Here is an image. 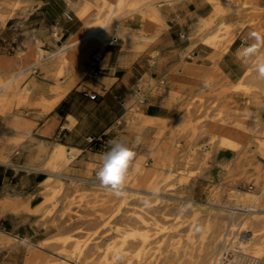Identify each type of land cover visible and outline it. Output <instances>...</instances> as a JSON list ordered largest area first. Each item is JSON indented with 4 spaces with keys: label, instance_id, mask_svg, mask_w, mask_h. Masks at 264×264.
Instances as JSON below:
<instances>
[{
    "label": "rangeland",
    "instance_id": "1",
    "mask_svg": "<svg viewBox=\"0 0 264 264\" xmlns=\"http://www.w3.org/2000/svg\"><path fill=\"white\" fill-rule=\"evenodd\" d=\"M107 1L88 18V26L96 29L112 22L105 34L107 43L124 32L137 40L124 41L127 45L145 40L152 29L161 31L163 9L198 2L189 40L200 61L194 63L193 52L187 54L184 78L175 88L183 92L165 91V83L159 87L161 100L178 105L180 113L159 122L148 120L143 126L138 121H146L144 113L135 100L126 103L127 114L109 132V141H121L135 154L123 196L96 187L98 183L74 179L95 178L109 141L107 148L89 144L94 158L88 162L79 157V150L73 159L53 161L51 152L59 142L52 149H40L47 160L41 169L51 172L50 184H41L42 203L35 207L36 224L45 234L30 244L44 238L53 243L44 253L26 241L11 239L10 246L0 249V264H264V211L250 215L237 209L254 200L256 208L264 209V76L259 72L264 50L253 61L246 59L254 54L250 44L264 43V0ZM0 4V10L2 6L9 9L0 28L29 6L27 0ZM236 10L238 17L231 15ZM143 27L148 28L144 37L134 35ZM84 28L83 22L82 32ZM219 44L228 45L221 56L214 53ZM97 48L62 61H43L54 51L44 50L39 41L35 45L22 41L9 57L0 56V88L5 86L0 92V115L9 119V129L26 133L0 136L5 157L12 159L31 135L36 126L28 121L32 115L42 119L51 112L45 111V102L56 87L75 78L79 80L74 87L83 81L84 64ZM234 52L249 67L233 78L221 70L222 60ZM36 63L37 72L30 68L20 73L22 67ZM141 88L145 92L150 86ZM25 120L29 126L21 125ZM233 133L236 145L229 142ZM251 184L254 190L249 192ZM16 201L25 204V199ZM8 213L13 212L0 208L2 231ZM20 246L18 254L3 253ZM31 252L40 255L29 262Z\"/></svg>",
    "mask_w": 264,
    "mask_h": 264
},
{
    "label": "crops",
    "instance_id": "2",
    "mask_svg": "<svg viewBox=\"0 0 264 264\" xmlns=\"http://www.w3.org/2000/svg\"><path fill=\"white\" fill-rule=\"evenodd\" d=\"M5 1L0 0V3ZM27 1L28 8L7 18L4 27L0 28L1 57H9L22 41L33 45L39 41L44 50L55 51L70 36L82 30L83 21L78 17L74 4H82L84 0ZM197 12L196 1L185 2L175 9H163L164 27L161 31L152 29L146 34L145 40L149 42L140 40L127 45L124 41L137 40L132 37H122L124 40H120L117 37L104 47L97 48L84 64L86 76L83 81L74 87L79 79L70 80L74 81V85L47 117L39 119L37 115H32L28 119L36 126L12 159L1 153L3 147L0 146V195L4 197L0 200V208L4 212H13L3 218L4 228L0 233L15 236L17 240L27 243H32L45 234L36 224L38 219L35 207L42 203L41 184L51 172L41 169L47 160L40 149H52V145L59 142L79 150V157L88 162L94 158L88 149V138L92 135H105V139L109 141L110 130L117 127L127 114L126 103L134 100L137 107L148 116L163 119L179 115L178 105L161 100L159 87L161 83H165V91L183 92V89L175 88L184 78L187 54L193 52V62L197 64L200 61V55L192 49L189 40ZM8 13L9 9L2 6L0 21ZM22 13L25 14L24 17ZM248 47L254 50V54H249L246 58L251 62L254 56L264 50V43L257 47L250 44ZM248 67L245 60H241L235 52L222 60V68L233 78L245 74ZM141 86L150 88L142 92L139 89ZM89 95L97 97L91 99ZM53 97L54 90L51 99ZM8 122L9 119L0 115V136L26 135L25 132L17 133L9 129ZM21 125L29 126V123L25 120ZM16 199H25V204L20 206L15 202ZM23 212L27 213L16 215ZM20 250L21 246L3 253L13 255L21 252Z\"/></svg>",
    "mask_w": 264,
    "mask_h": 264
},
{
    "label": "bare ground",
    "instance_id": "3",
    "mask_svg": "<svg viewBox=\"0 0 264 264\" xmlns=\"http://www.w3.org/2000/svg\"><path fill=\"white\" fill-rule=\"evenodd\" d=\"M106 3H108L107 0H92V1L91 0H84V2L82 4H74V8L76 9L77 15L85 23V28H84L85 31H83V32L79 31L76 34H73L72 36H70L64 42V44L59 47L58 50L51 53L48 57L43 59V61L49 60V59L54 60V61H62L68 56L77 57V56L84 55L86 50H92V49L97 48L98 46L104 47V45L107 43V40H108V38L106 39L107 35L105 36V34H106L107 29L110 28V26L112 25V22H108V23H106V25L103 24L99 28L92 29L90 26H88L90 24V22H88V18L91 15L99 13ZM219 7H221V6H219ZM239 14L240 13H238L237 10L234 12H231L232 16L238 17ZM147 29L148 28L143 27V29L140 30V32H138L137 34H134V35H137L139 38L144 37ZM193 34H195V33H193ZM120 36H123L126 39L129 36L134 38V36H131L130 33H124V32H119L118 35H114L111 38L113 39V38H117ZM233 39H234V37H232V39H230V40L233 41ZM227 49H228V45L224 46V45L219 44L217 46V49L214 51V53L217 56H221L220 54L225 52ZM39 60H40V58H39ZM35 65H37V63L31 67L30 66L22 67L20 70V73H26L28 70H30V68H31V70L33 69L34 72H37V70H35ZM225 70L222 68L221 71H225ZM227 74H230V73H228L226 71L223 73V75H227ZM240 79H242V78H240ZM73 85H74V81H71V82L70 81H63L59 87H56L54 89V97L49 102L45 103L46 104L45 111L46 112L51 111L62 100V98L70 91V89L72 88ZM238 86H239V84H238ZM238 86L237 85L235 86L234 91H236V92L239 91V90H236V88ZM4 87L5 86H2L0 88V92L2 91V89H4ZM139 89L142 90L141 87H139ZM142 115L146 121H144V120L138 121V124H140V125L144 126L145 123L148 122V120L154 121V122H159V118L151 117V116H148L146 114H142ZM229 140H230L229 142H231L234 145H236L237 141H238L237 136L234 133L229 137ZM76 151H77L76 149L69 148L63 144H58L56 146V149L52 152L51 158L53 159V161L64 160V159H73L76 156ZM28 169H30V168H28ZM30 170H32V169H30ZM74 179L76 181H84V182L86 181V182H90L91 184L92 183L93 184H95V183L99 184V182H92V180L86 179L85 177H75ZM49 184H50V178H46L42 182V185L48 186ZM96 187H101V186H96ZM249 192H251V191H249ZM256 201L257 200H254L250 206H242V207L240 206V208H237V209L242 210L244 213H248L250 215H253L254 213L260 214L258 212L264 211V209L256 208ZM137 220H139V222L142 224L146 223V220L144 219L143 216H140V217L137 216ZM11 239L17 240V238L15 236L8 235L6 233H0V249L10 246ZM17 241H19V240H17ZM52 243L53 242H51L50 239L44 238V239H41L37 244H34V245H32L30 243H28V244H29V246L32 245L34 247V249L36 248L41 252L47 253V250L52 245ZM39 255L40 254L38 252L32 253L29 257L30 259L28 258L29 259L28 261L29 262H30V260L34 261L36 258L39 257ZM117 263H119V262H117ZM69 264H71V263H69ZM107 264H110V263H107Z\"/></svg>",
    "mask_w": 264,
    "mask_h": 264
},
{
    "label": "clouds",
    "instance_id": "4",
    "mask_svg": "<svg viewBox=\"0 0 264 264\" xmlns=\"http://www.w3.org/2000/svg\"><path fill=\"white\" fill-rule=\"evenodd\" d=\"M249 51L248 49L245 50ZM259 72L264 76V63L259 65ZM136 143L140 138H136ZM109 150L103 153L101 160L102 165L96 172V179L101 187L112 191L117 197L126 193L123 186L128 173L129 164L134 157V152L123 142L118 140L109 141Z\"/></svg>",
    "mask_w": 264,
    "mask_h": 264
},
{
    "label": "built area",
    "instance_id": "5",
    "mask_svg": "<svg viewBox=\"0 0 264 264\" xmlns=\"http://www.w3.org/2000/svg\"><path fill=\"white\" fill-rule=\"evenodd\" d=\"M89 97L91 98V99H96V97H97V95H89ZM105 135H100V136H94V135H92V136H90L89 138H88V143L90 144V145H94V146H97V145H100V146H102L103 148H107V146H108V142H107V140L105 139ZM97 172V171H96ZM96 172H95V174H94V179H92V182H97V179H96ZM254 190V185L253 184H251L250 186H249V191H253ZM234 217V216H233Z\"/></svg>",
    "mask_w": 264,
    "mask_h": 264
}]
</instances>
